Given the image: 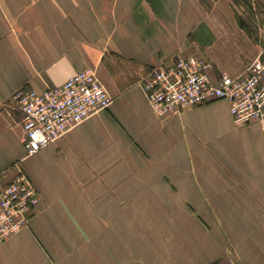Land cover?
Segmentation results:
<instances>
[{"label": "crops", "instance_id": "1", "mask_svg": "<svg viewBox=\"0 0 264 264\" xmlns=\"http://www.w3.org/2000/svg\"><path fill=\"white\" fill-rule=\"evenodd\" d=\"M243 1L0 0V183L19 161L39 193L0 264H264V121L226 100L159 117L139 88L178 53L213 82L264 59V0ZM84 68L113 102L25 156L14 93Z\"/></svg>", "mask_w": 264, "mask_h": 264}, {"label": "built area", "instance_id": "2", "mask_svg": "<svg viewBox=\"0 0 264 264\" xmlns=\"http://www.w3.org/2000/svg\"><path fill=\"white\" fill-rule=\"evenodd\" d=\"M208 64L193 55L178 53L171 65L151 70L139 88L152 111L165 117L214 100H226L236 126L264 121V59L256 57L238 76L222 72L213 82L205 73ZM12 102L21 115L20 143L25 156H32L90 116L113 102L94 68L70 74L60 84L41 92L20 89ZM7 184L0 183V244L27 226L39 202V193L20 168ZM239 264L230 259L224 263Z\"/></svg>", "mask_w": 264, "mask_h": 264}, {"label": "rangeland", "instance_id": "3", "mask_svg": "<svg viewBox=\"0 0 264 264\" xmlns=\"http://www.w3.org/2000/svg\"><path fill=\"white\" fill-rule=\"evenodd\" d=\"M243 2H245L244 4H243ZM243 2H240L241 3V5H242V7H243V11H242V13H240V11L238 10V9H236L238 12H239V14H240V17L241 16H243V18H244V15H247V18L249 17V8H250V3L247 1V0H245V1H243ZM237 5V4H236ZM239 7V6H238ZM237 11H236V14H237ZM253 11V10H252ZM251 11V12H252ZM260 11V13H261V15H259V13L258 14H254V15H257V18H256V21L254 22L255 24H254V28L256 29V30H258V28L260 27V28H262L263 26H264V17L262 16V10L260 9L259 10ZM254 13V12H253ZM258 57H260V56H258ZM260 58H262V57H260ZM96 71V70H95ZM20 168H21V166H20ZM21 170H22V168H21ZM23 171V170H22ZM33 184V183H32Z\"/></svg>", "mask_w": 264, "mask_h": 264}]
</instances>
